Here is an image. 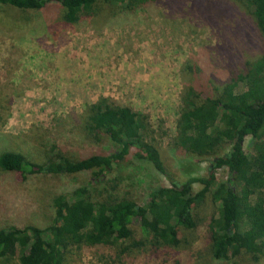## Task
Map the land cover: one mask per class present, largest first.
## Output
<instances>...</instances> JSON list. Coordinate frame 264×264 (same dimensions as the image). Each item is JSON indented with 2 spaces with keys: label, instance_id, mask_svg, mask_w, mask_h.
I'll return each mask as SVG.
<instances>
[{
  "label": "rangeland",
  "instance_id": "rangeland-1",
  "mask_svg": "<svg viewBox=\"0 0 264 264\" xmlns=\"http://www.w3.org/2000/svg\"><path fill=\"white\" fill-rule=\"evenodd\" d=\"M97 7L99 14H82L77 22L66 24L56 2L26 11L0 5V149L33 153L36 161L42 160L43 141H55L75 158L108 153L115 149L111 142H87L70 124L78 122L74 118L86 104L110 96L149 115L151 140L173 179L206 176L211 158L178 152L171 144L180 96L191 78L181 68L187 60L199 63L205 71L193 78L210 93L245 60L259 57L263 38L248 10L234 0H161L136 15H109V6ZM249 140L243 145L246 152H251ZM226 176L225 170H216L217 180ZM92 178L91 173H70L23 180L19 173L0 169V228L47 226L54 216L52 198ZM106 178L120 180L117 191L138 204L152 188L169 185L165 175L134 152L115 164ZM200 187L194 184V191ZM215 209L210 199L194 208L197 226L180 229L181 245L165 253L151 255L149 244L140 254L121 257L73 247L63 264H176V257L178 264H247L243 255L211 261L201 236L204 221ZM134 236L139 240L145 235L135 226ZM6 264L19 263L11 259Z\"/></svg>",
  "mask_w": 264,
  "mask_h": 264
},
{
  "label": "trees",
  "instance_id": "trees-1",
  "mask_svg": "<svg viewBox=\"0 0 264 264\" xmlns=\"http://www.w3.org/2000/svg\"><path fill=\"white\" fill-rule=\"evenodd\" d=\"M160 1L0 0V5L26 11L42 10L56 2L62 6L64 23L72 24L82 14H99L98 3L109 6V15H136ZM234 2L248 10L262 36L261 55L245 60L242 68L213 86L210 93L193 78L205 71L199 63L187 60L181 68L191 78L180 96L171 144L178 152L211 158L208 174L188 176L182 182L173 179L151 140L154 129L149 115L114 97L100 96L86 104L74 118L78 122L70 125L87 142L107 139L115 146L112 151L75 158L55 141H43L42 160L36 161L33 153L0 149V169L19 173L23 180L36 174L93 175L71 192L52 198L54 216L47 226L0 228V263L15 259L19 264H63L73 247L110 251L121 257L140 254L149 244L151 255L160 250L165 253L181 245L180 229L197 226L194 208L210 199L216 209L204 221L201 242L211 261L243 255L247 264H264V0ZM247 138L251 152L243 147ZM225 146L227 150L218 155ZM131 152L149 161L169 181L168 186L152 188L142 204L117 191L120 180L106 178ZM219 169L227 173L224 180L216 178ZM196 183L201 187L194 191ZM135 226L145 235L139 240L134 236ZM173 260L178 264L180 258Z\"/></svg>",
  "mask_w": 264,
  "mask_h": 264
}]
</instances>
